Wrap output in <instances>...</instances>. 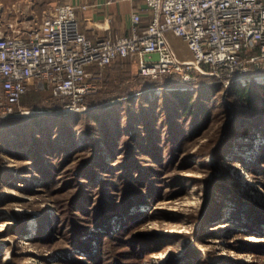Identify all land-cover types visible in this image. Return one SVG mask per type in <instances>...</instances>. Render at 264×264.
<instances>
[{
    "label": "rangeland",
    "instance_id": "374dc122",
    "mask_svg": "<svg viewBox=\"0 0 264 264\" xmlns=\"http://www.w3.org/2000/svg\"><path fill=\"white\" fill-rule=\"evenodd\" d=\"M0 1L3 3L0 4V36L29 31L36 27L34 21L42 20V8L44 11L47 7L68 4V0ZM170 42L180 58H191L183 40L170 35ZM128 63L134 79L142 78L138 75L135 59L131 58ZM98 67L89 70L90 79L96 71L101 76L93 94L102 87L103 75L109 68ZM250 69L258 79L253 78L248 84L264 86V63ZM177 88L193 89L184 84ZM163 89L159 86L138 91L132 97L147 93L149 101L155 102L162 96ZM41 91L46 94L42 98V108L23 105L27 96ZM50 92L30 86L16 108L24 114L18 113L10 119H55L74 114L64 113ZM122 99L93 107L86 105L85 112ZM224 124V121H215L207 131L172 149L167 145L171 139L163 141L164 158L137 155L145 174L135 169L137 173H131L133 181L121 177L122 173L114 174L121 166L129 164L130 154H133L130 149L127 151L120 146L109 154L111 158L106 152L108 149H99L98 152L106 154L105 165L108 164L112 174L105 173L106 168L98 170L100 163L92 165L95 173L92 185L86 179L78 182V172L88 162L86 160L93 157H89V151L94 148V141L87 145L90 150L79 160L80 167L75 158H58L57 153L47 159L51 172L41 174L33 166H25L30 161L15 156L28 147L33 148V143L28 142L32 137L7 135V144L0 141V264H264V137L242 135L232 142L225 155H221L220 142L230 138V135L217 132ZM164 133L166 137L167 131ZM0 135L6 134L1 132ZM77 136L79 144L87 139L82 134ZM55 143L58 145V141ZM257 162L259 167L255 168ZM249 164L254 167L248 168ZM142 176L148 182L146 185L138 179ZM110 182L117 190L122 188L120 193L115 190V195L110 194L112 198L105 196L104 189ZM84 183L89 187L82 186ZM81 189L89 190L86 191L87 202L81 200ZM140 192L147 198L135 202L129 199L127 214L118 211L110 216L107 224L95 225L93 214L99 216L111 202L120 207L125 204L126 193L132 197ZM71 197L88 208V213L77 211L75 217H71L69 209L75 203ZM8 222L11 224L4 227ZM79 243L82 247H78ZM6 256L11 257L4 260Z\"/></svg>",
    "mask_w": 264,
    "mask_h": 264
},
{
    "label": "built area",
    "instance_id": "2783aa9c",
    "mask_svg": "<svg viewBox=\"0 0 264 264\" xmlns=\"http://www.w3.org/2000/svg\"><path fill=\"white\" fill-rule=\"evenodd\" d=\"M142 1L147 26L135 12L123 37L91 40L69 3L29 31L0 36V120L24 114L16 108L30 86L50 90L64 113L85 112L84 98L96 92L101 77L90 79L88 69L120 59H135L140 77L177 75L189 88L219 83L228 89L234 81L258 79L249 66L264 63V0ZM170 35L183 40L190 59L180 58ZM154 53L159 60L145 59Z\"/></svg>",
    "mask_w": 264,
    "mask_h": 264
},
{
    "label": "trees",
    "instance_id": "16d2710c",
    "mask_svg": "<svg viewBox=\"0 0 264 264\" xmlns=\"http://www.w3.org/2000/svg\"><path fill=\"white\" fill-rule=\"evenodd\" d=\"M145 26L147 25H141V27ZM130 61L131 58L120 59L106 66L109 68L106 69L103 75L102 87L96 94L87 95L84 98V103L93 107L117 98H123L122 100L83 114H69L55 119H1L0 133L6 134V137L0 135V141L4 140L7 144L5 139H7V135L11 134L15 137H22L25 134V139L32 137L34 141L28 139V142L33 143V148L29 149L27 146L28 148L22 154H15V156L30 161L25 166L28 168L33 166L41 174L51 172L49 170L50 163L47 159L56 156L57 153L58 158L67 157L68 160L75 158V160H78L77 166L80 167L82 163L79 160L85 158L86 153H88L85 152L86 150H90L87 145L94 141V148L91 149L93 152L89 151V157H93L86 160L88 162H85L78 172V182H81V179H86L92 185L95 178L94 170H91L92 165L100 163L98 170L101 171L106 168L105 173L112 174V170L107 168L108 164L105 165L106 154L98 152L99 149H108L103 151L108 152L110 158L111 155L109 154L116 152L120 146L122 149L126 148L127 151L130 149L133 154H130L129 164L121 166L114 174L122 173L121 177L127 181H133L134 177L131 176V173H137L134 171L135 169L145 174L142 166L139 165L141 158L137 155H148L152 159H157L159 156L164 158L163 151L165 150L161 146L163 141L166 143L167 140L171 139L167 145L172 149L182 144V142L185 143L186 139L194 138L201 132L207 131L208 127L215 121L217 123L225 122L217 131L219 134L230 135L228 140H220L221 155H225L232 142L237 141L242 135L250 137L262 135L264 137V86L256 84L244 86L239 81H234L228 88L226 97L224 96L225 87L219 83H204L193 89L180 90L177 87L182 86L183 82L177 75L162 76L159 79L144 77L134 79L130 73L131 67L128 63ZM93 68L99 67L91 66L88 70L92 71ZM92 75L95 77L100 74L96 71ZM200 81L206 82L205 79ZM159 86L164 87L163 94L155 102L149 101L147 93H141L136 98L132 97V94L138 91ZM42 92L31 93L23 100V105L30 108H42V98L46 95ZM46 119L47 123L45 122ZM164 131L168 133L166 137ZM81 134L87 138L83 144L78 143L77 135ZM57 141L58 145L55 143ZM8 145L11 146L10 143ZM8 150L11 151L12 149L9 147ZM133 156L135 159H133ZM262 156L263 160L264 150ZM255 166V168L259 167L258 162ZM26 167L24 168L28 171ZM250 167H254V165L249 164L248 168ZM87 169L91 172H87ZM138 179L144 185L148 183L144 181L143 176ZM138 179L135 178V180ZM122 181L127 183L125 180ZM112 184L110 182L104 185L107 187H104L106 197H109L110 194L115 195L114 191L117 188ZM126 185L128 186V184ZM82 186H86V184L84 183ZM119 190L121 192L122 188H118L117 191L119 192ZM86 191L89 190L81 189L82 202H87L88 195ZM113 195H110V198ZM139 198L143 201L147 197L141 192L132 197L126 193L124 196L125 204L119 205L121 208L109 199L108 201L111 203L105 206L102 214L99 216L93 214L95 225L103 226L107 224L116 212L123 213L125 211L127 214L130 206L128 200L132 199V202H135ZM71 200L75 201L74 206L69 209L71 217H75L77 211L83 214L88 213L86 212L88 208L82 207L75 197H71ZM94 208L93 205L90 209L91 214L94 212ZM77 239L78 236H76L75 242H77ZM78 247H82V244L79 243Z\"/></svg>",
    "mask_w": 264,
    "mask_h": 264
},
{
    "label": "crops",
    "instance_id": "0c3cea01",
    "mask_svg": "<svg viewBox=\"0 0 264 264\" xmlns=\"http://www.w3.org/2000/svg\"><path fill=\"white\" fill-rule=\"evenodd\" d=\"M67 3L76 7L81 29L93 41L129 35L135 12L142 16L141 25H147L150 20V13L142 0H68ZM57 7H47L48 10L44 11L42 8L41 15ZM32 18L35 20V15Z\"/></svg>",
    "mask_w": 264,
    "mask_h": 264
},
{
    "label": "water",
    "instance_id": "95a60500",
    "mask_svg": "<svg viewBox=\"0 0 264 264\" xmlns=\"http://www.w3.org/2000/svg\"><path fill=\"white\" fill-rule=\"evenodd\" d=\"M160 56L158 53H154V54H151L150 56H146L145 59L147 61H151V60H159Z\"/></svg>",
    "mask_w": 264,
    "mask_h": 264
},
{
    "label": "bare ground",
    "instance_id": "6f19581e",
    "mask_svg": "<svg viewBox=\"0 0 264 264\" xmlns=\"http://www.w3.org/2000/svg\"><path fill=\"white\" fill-rule=\"evenodd\" d=\"M13 195H14V193H13ZM10 224H11L10 222H8L7 224L5 223L4 227L9 226ZM10 257L11 256H6L4 260L10 259Z\"/></svg>",
    "mask_w": 264,
    "mask_h": 264
}]
</instances>
